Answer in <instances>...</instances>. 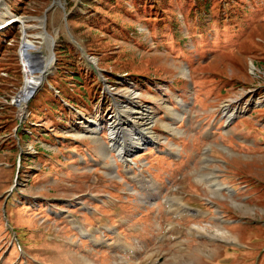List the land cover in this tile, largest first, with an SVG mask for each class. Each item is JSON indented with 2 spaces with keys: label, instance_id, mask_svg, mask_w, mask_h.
Segmentation results:
<instances>
[{
  "label": "rangeland",
  "instance_id": "1",
  "mask_svg": "<svg viewBox=\"0 0 264 264\" xmlns=\"http://www.w3.org/2000/svg\"><path fill=\"white\" fill-rule=\"evenodd\" d=\"M4 3L32 56L49 54L43 25L53 42L19 115L23 33L0 30V264H263L264 0ZM143 106L155 143L130 148L132 171L110 150L114 172L107 123ZM167 197L200 214L169 212Z\"/></svg>",
  "mask_w": 264,
  "mask_h": 264
},
{
  "label": "bare ground",
  "instance_id": "2",
  "mask_svg": "<svg viewBox=\"0 0 264 264\" xmlns=\"http://www.w3.org/2000/svg\"><path fill=\"white\" fill-rule=\"evenodd\" d=\"M0 16L2 18V20L0 21V26L3 24H8V23H10L12 25V22L15 21V22H18V24L20 25L19 28H21L22 33H23L22 34L23 39L21 41V46H20V50H19V57L21 59L23 66H25L24 67L25 68L24 69V81H23L21 89L17 93V100L15 101V98H14V103L18 106V114L22 115V114H24V111H25V108H26V105H27L29 99L34 94V92L38 89V87L42 84L44 78L46 77L47 69L49 70L51 68L52 56H51L50 51H51V45H52L53 40L48 35L45 36V34H46L45 32H44L45 34L43 32L39 33L38 34L39 37L42 38L46 43L49 54H46V55L36 54V55L32 56L31 52L29 51V47L32 46V42L26 37V34H27L26 30H27L28 26L25 24L24 18L18 17L16 15H12L11 12L9 11V9L7 8V6L5 5L4 0H0ZM41 21H42V19H41ZM42 23H43V21L40 23V25H42ZM1 29L2 28H0V30ZM89 59H90V61H92V63H95L97 65V59L95 57H92ZM42 68H45V70H42ZM177 103H178V101H177ZM144 107L145 106H143L140 110H136L135 108H133V109L130 108V113L135 114V116H133V119L136 120L135 121L136 123L134 121H132V119H130V118H124L123 117V119H121V116L123 115V113L127 111L125 109L118 110V111L116 110L115 114L112 116V119L107 123L108 130H109L108 131L109 132L108 133L109 134V136H108L109 142L106 143L107 141L103 140V142L105 144L102 145L101 149L103 150L102 151L103 158H107L109 160L107 167L113 168L114 172H115V167H116V161H115L116 158H118L119 160H122L123 162L131 161V158H128L130 148H132L131 151L134 153L137 150L143 148L141 146H145V145L150 144L152 142L155 143V140L149 134L144 132V130H146L145 129L146 125L148 123H150L152 121V119L154 118L153 117L154 115L153 114L151 115L152 111L148 107H145V108ZM225 109H226V107H225ZM128 113H129V111H128ZM177 116H178V119H180L179 114H177ZM180 117H182V114H180ZM230 117L231 116H227V119L225 121L226 124L229 122ZM127 123H131V125L132 124L137 125L136 132L132 135L127 136V138L126 137L121 138V139L118 138L117 137L118 131L119 132H124V131L126 132L127 131V129H126L128 127ZM94 125L95 126H91V127H93V129H91L90 133L92 134V137L94 138L95 141L100 142V140L98 138L99 137L98 132H94V130H95V127L97 128V130H100L102 124H101V122L96 121V122H94ZM97 125L99 127H97ZM85 134H87V133H85ZM110 150L114 151L115 159L113 157H110V158L107 157L108 155H110V153H109ZM176 150H178V149H176ZM133 162L136 164L135 161H133ZM109 174L111 175L110 172H108V175ZM139 174H141V173H139ZM201 180H202L201 177L198 178V182H200ZM137 181L139 184L146 183L147 186L150 188H154L156 186V182H154L155 180H153L152 178H148V177L144 176L143 174L139 175V177L137 178ZM208 186H210L216 190H220V189L225 187L219 181L215 180V178L213 176L211 177V180L208 181ZM130 189H132L131 186H130ZM226 189L229 192L233 191V189L230 187H226ZM163 201L165 203H167V205L169 206V209H168L169 212L171 211L175 215L181 214L182 212L190 213L187 205L182 203L179 199L172 200L171 198H167ZM197 214H200L199 210H196L194 212V215H197ZM69 221L72 225L75 226V228H77L79 235H81L83 237L89 236V238L92 240L94 245H99L101 243V241H96L94 239V237L92 236V234L83 230L80 225L75 223V220L70 219ZM169 227H171V226H169ZM192 228L194 230H196L197 232L203 231V227H200L198 225L197 226L192 225ZM84 238H87V237H84ZM96 239L102 240L103 238L100 239V238L96 237ZM105 242H106V240H104V243Z\"/></svg>",
  "mask_w": 264,
  "mask_h": 264
},
{
  "label": "water",
  "instance_id": "3",
  "mask_svg": "<svg viewBox=\"0 0 264 264\" xmlns=\"http://www.w3.org/2000/svg\"><path fill=\"white\" fill-rule=\"evenodd\" d=\"M13 23V22H12ZM9 24V23H8ZM8 24H6V25H8ZM6 25H1L0 26V28H4ZM43 27V30L42 31H44L48 36H50L47 32H46V30L44 29V25L42 26ZM51 37V36H50ZM42 70H45V68H42Z\"/></svg>",
  "mask_w": 264,
  "mask_h": 264
},
{
  "label": "trees",
  "instance_id": "4",
  "mask_svg": "<svg viewBox=\"0 0 264 264\" xmlns=\"http://www.w3.org/2000/svg\"><path fill=\"white\" fill-rule=\"evenodd\" d=\"M58 92H59V91H58ZM59 93H60V92H59ZM62 102H63V101H62ZM260 240H262V239H260ZM262 258H263V257H262ZM261 260H262V259H261ZM261 262H262V261H260V264H261ZM263 264H264V259H263Z\"/></svg>",
  "mask_w": 264,
  "mask_h": 264
}]
</instances>
